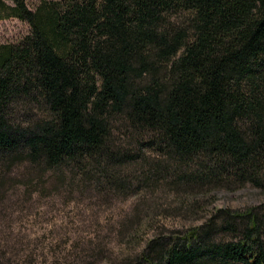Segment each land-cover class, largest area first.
Segmentation results:
<instances>
[{
  "label": "trees",
  "instance_id": "1",
  "mask_svg": "<svg viewBox=\"0 0 264 264\" xmlns=\"http://www.w3.org/2000/svg\"><path fill=\"white\" fill-rule=\"evenodd\" d=\"M10 18L30 32L0 45V163L122 187L116 174L149 150L178 184L231 172L263 184L264 0H0ZM223 218L235 239L209 220L152 238L130 264H264V218Z\"/></svg>",
  "mask_w": 264,
  "mask_h": 264
},
{
  "label": "rangeland",
  "instance_id": "2",
  "mask_svg": "<svg viewBox=\"0 0 264 264\" xmlns=\"http://www.w3.org/2000/svg\"><path fill=\"white\" fill-rule=\"evenodd\" d=\"M29 32L25 22L0 20V45ZM122 132L116 124L113 140L121 145L128 143ZM145 154L141 164L125 163L116 174L122 187L94 170L81 175L71 167L0 163V264H130L154 237L180 236L211 220L219 239L232 240L239 233L225 229V215L252 211L264 218L263 181L242 182L231 172L203 188L186 186L165 157ZM156 162L165 170L144 169ZM233 223L239 229L241 220Z\"/></svg>",
  "mask_w": 264,
  "mask_h": 264
}]
</instances>
